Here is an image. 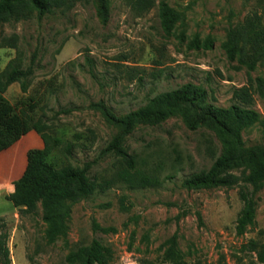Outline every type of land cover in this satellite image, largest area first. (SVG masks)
<instances>
[{"label": "rangeland", "instance_id": "1", "mask_svg": "<svg viewBox=\"0 0 264 264\" xmlns=\"http://www.w3.org/2000/svg\"><path fill=\"white\" fill-rule=\"evenodd\" d=\"M161 5L178 15L169 32L161 25ZM252 15L264 27V0H109L104 21L96 0H81L68 11L0 25V94L29 126L26 136L0 153V224L11 264H69L66 256L93 239L108 251V264H259L264 183L254 194L253 223L242 235L236 234V219L241 194L248 195L251 185L190 191L181 186L222 153L211 131L189 130L185 107L157 125L134 124L122 141L134 156L132 182L125 183L119 173L126 166L102 153L119 128L100 108L122 118L186 84L207 92L201 106L239 105L233 92L247 86V73L227 59L222 44L229 28ZM28 68L24 81L6 83L12 70ZM249 75L250 100L240 106L256 118L241 137L245 147L264 146V86L257 85L264 83V62ZM50 79L43 102L28 112L23 103L31 88ZM37 151L56 171L90 164L89 177L107 187L74 204L64 234L52 242L39 204L30 214L6 198L28 155ZM251 169L243 162L227 173L247 175ZM139 176L155 185H140ZM93 225L114 232L94 231Z\"/></svg>", "mask_w": 264, "mask_h": 264}, {"label": "trees", "instance_id": "2", "mask_svg": "<svg viewBox=\"0 0 264 264\" xmlns=\"http://www.w3.org/2000/svg\"><path fill=\"white\" fill-rule=\"evenodd\" d=\"M81 0H0V25L10 21L36 15L41 18L55 11H68ZM109 0H96L98 12L103 21L107 18ZM145 2V0H140ZM178 15L166 5H161L159 17L162 28L169 32L177 21ZM222 48L230 62H236L238 68H244L247 73V86L233 92V98L240 104H248L250 100V75L258 64L264 62V27L256 15L247 17L241 24L227 30ZM30 75V69L25 71L14 69L6 78V83L24 81ZM50 79L36 83L24 100L23 107L34 111L44 100ZM259 87L264 83L257 81ZM22 90H25L21 82ZM208 99L205 90L192 84H186L178 89L159 93L148 99L142 109L129 112L122 118L110 115L105 108L101 113L105 120L119 128L118 134L103 149V154L117 156L128 170L119 173V178L125 183L132 182L129 170L134 167V156L122 149L124 137L131 131L134 124L157 125L169 115L185 107L184 119L186 127L193 131L205 127L211 131L223 146L222 153L214 160L208 170L191 174L181 182L186 190H201L215 187H233L239 182L251 185L252 191L241 194L243 207L236 219V234L242 235L245 229L252 225L255 214L254 194L264 183V146L245 147L241 132L255 121L256 115L251 110L239 105H231L227 109L217 108L211 104L201 106ZM29 132L26 120L12 112V108L3 100L0 94V153L21 140ZM246 162L251 164L247 175L236 176L227 170ZM90 164H84L77 169L65 166L53 170L44 160L43 152L37 151L28 155L27 166L21 177L13 183V192L6 198L14 208L21 212L33 214L40 205L42 221L48 225L47 237L52 242L57 236L63 235L65 220L71 207L87 198L96 191L107 188L89 177ZM142 186H154L151 179L138 177ZM94 231L103 233L114 232L111 228H100L93 225ZM251 250H255L250 241ZM108 251L100 241L93 239L88 245L80 246L70 252L65 261L69 264H108ZM256 260L264 264V247L256 252ZM0 264H11L7 247V234L3 224H0Z\"/></svg>", "mask_w": 264, "mask_h": 264}]
</instances>
